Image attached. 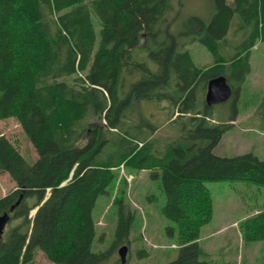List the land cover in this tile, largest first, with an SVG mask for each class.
Returning <instances> with one entry per match:
<instances>
[{"label":"trees","instance_id":"16d2710c","mask_svg":"<svg viewBox=\"0 0 264 264\" xmlns=\"http://www.w3.org/2000/svg\"><path fill=\"white\" fill-rule=\"evenodd\" d=\"M209 2L208 18L192 14L173 32L182 0H0V119L16 117L38 153L29 160L0 130V172L16 182L0 197V216L10 217L0 264H32L38 251L55 264H128L111 262L134 220L124 189L113 201L112 247L93 250L94 208L122 167L160 181L162 212L180 245L163 264H264L218 261L199 243L214 216L207 182L264 186V159L214 152L240 113L252 49L264 40V0ZM196 40L212 52L211 65L193 60L188 45ZM219 75L233 88L226 119L206 102ZM143 101L166 103L179 133L157 136ZM257 112L264 116V94ZM240 227L245 242L264 239V202Z\"/></svg>","mask_w":264,"mask_h":264},{"label":"rangeland","instance_id":"374dc122","mask_svg":"<svg viewBox=\"0 0 264 264\" xmlns=\"http://www.w3.org/2000/svg\"><path fill=\"white\" fill-rule=\"evenodd\" d=\"M182 10L176 16L171 29L179 32L183 21L192 14L208 18L211 14L209 0H182ZM94 16L96 27L99 26ZM193 60L199 66H208L214 62L212 52L200 41L188 45ZM251 72L242 84L240 113L233 125L226 131L221 142L215 147L218 155L232 156L253 152L264 159V116L257 112L264 94V40H259L252 49ZM166 103L143 101L141 111L146 113L154 123L160 125L157 136L177 135L181 125L168 121L169 111ZM232 101L215 105V116L226 119L232 111ZM168 121V122H167ZM0 130L29 159L35 160L38 153L28 139L16 117L0 119ZM118 182L110 195L98 198L94 208L96 220V238L94 251L109 250L116 237L118 222L117 208L113 206L116 195L124 189L127 202L134 211V220L129 235L130 242L119 244L113 254L112 263L121 259L119 249L127 246L128 264H163L176 258L179 254L178 230L173 233L169 226L175 223L166 218L162 212L165 195L160 181L154 180L147 170L120 169ZM122 179L120 182L119 180ZM214 198V216L201 231V244L208 256L218 261H264V239L245 242L241 233V222L258 213L264 202V186L244 181L217 180L207 182ZM16 188V182L9 173L0 172V197ZM30 217L33 213H30ZM206 253V252H205ZM121 261V260H120ZM32 264H55L38 251Z\"/></svg>","mask_w":264,"mask_h":264},{"label":"water","instance_id":"95a60500","mask_svg":"<svg viewBox=\"0 0 264 264\" xmlns=\"http://www.w3.org/2000/svg\"><path fill=\"white\" fill-rule=\"evenodd\" d=\"M233 94V88L228 82L227 78L224 75H219L217 77L212 78L207 86L206 92V102L208 104H219L228 101ZM14 207L12 208V210ZM37 210V209H36ZM35 210V211H36ZM9 214L5 213L0 216V238L5 232L6 225L9 221ZM126 252L127 246L123 245L119 249V254L122 260V263H126Z\"/></svg>","mask_w":264,"mask_h":264},{"label":"bare ground","instance_id":"6f19581e","mask_svg":"<svg viewBox=\"0 0 264 264\" xmlns=\"http://www.w3.org/2000/svg\"><path fill=\"white\" fill-rule=\"evenodd\" d=\"M84 5V4H83ZM166 29V28H165ZM159 33V32H158ZM190 34V33H189ZM167 35V34H166ZM60 38V37H59ZM112 45V44H111ZM171 46V45H170ZM141 49V48H140ZM127 59V58H126ZM146 74V73H145ZM82 76V75H81ZM161 77V76H160ZM155 79V78H154ZM153 80V79H152ZM158 80V79H157ZM189 81V80H188ZM83 86V85H82ZM182 86V85H181ZM100 112V111H98ZM108 114V113H107ZM93 119V118H92ZM212 121V120H211ZM205 123V122H204ZM98 125V124H97ZM75 130V129H74ZM121 133V132H120ZM124 136V135H123ZM144 140V139H143ZM165 151V150H164ZM65 183V182H64ZM207 206V205H206ZM31 215V214H30Z\"/></svg>","mask_w":264,"mask_h":264},{"label":"crops","instance_id":"0c3cea01","mask_svg":"<svg viewBox=\"0 0 264 264\" xmlns=\"http://www.w3.org/2000/svg\"><path fill=\"white\" fill-rule=\"evenodd\" d=\"M201 241H202V239H201V237H200V239H199V243H200L202 249L204 250V248H203V246H202V244H201ZM205 252L208 254V250H206Z\"/></svg>","mask_w":264,"mask_h":264}]
</instances>
